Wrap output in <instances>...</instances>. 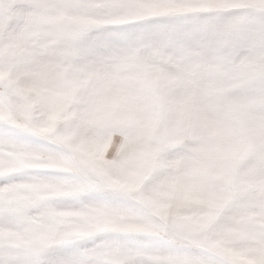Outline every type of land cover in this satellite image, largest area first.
Here are the masks:
<instances>
[{
	"label": "snow or ice",
	"instance_id": "6c2138e0",
	"mask_svg": "<svg viewBox=\"0 0 264 264\" xmlns=\"http://www.w3.org/2000/svg\"><path fill=\"white\" fill-rule=\"evenodd\" d=\"M0 264H264V0H0Z\"/></svg>",
	"mask_w": 264,
	"mask_h": 264
}]
</instances>
